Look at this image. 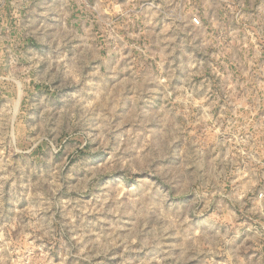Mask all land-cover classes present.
Segmentation results:
<instances>
[{
  "label": "rangeland",
  "instance_id": "rangeland-1",
  "mask_svg": "<svg viewBox=\"0 0 264 264\" xmlns=\"http://www.w3.org/2000/svg\"><path fill=\"white\" fill-rule=\"evenodd\" d=\"M0 264H264V0H0Z\"/></svg>",
  "mask_w": 264,
  "mask_h": 264
},
{
  "label": "built area",
  "instance_id": "built-area-1",
  "mask_svg": "<svg viewBox=\"0 0 264 264\" xmlns=\"http://www.w3.org/2000/svg\"><path fill=\"white\" fill-rule=\"evenodd\" d=\"M196 21V20H195Z\"/></svg>",
  "mask_w": 264,
  "mask_h": 264
}]
</instances>
